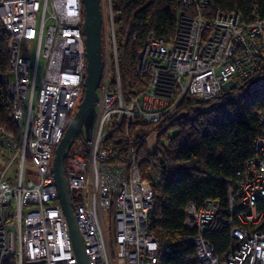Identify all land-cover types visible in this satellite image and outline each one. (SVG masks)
I'll list each match as a JSON object with an SVG mask.
<instances>
[{"label": "built area", "instance_id": "built-area-1", "mask_svg": "<svg viewBox=\"0 0 264 264\" xmlns=\"http://www.w3.org/2000/svg\"><path fill=\"white\" fill-rule=\"evenodd\" d=\"M209 1L180 0L172 32L166 38L146 35L136 55V73L146 87L125 95L112 0H100L104 65L96 115L90 138L82 137V155L69 152L64 164L88 264L159 262V242L149 229L152 186L140 175L130 126L139 121L154 130L185 95L215 97L233 76H248L264 60L260 13L244 22L239 12L208 10ZM83 20L81 0H0V24L9 34L0 79L16 125L14 132L0 125V264H77L52 158L83 91ZM258 113L257 155L242 166L226 204L211 197L199 207L187 204V225L196 232L185 241L194 244L199 264H264V108ZM117 128L131 146L125 160L113 162L106 139ZM222 229L229 242L221 255L204 233Z\"/></svg>", "mask_w": 264, "mask_h": 264}, {"label": "trees", "instance_id": "trees-1", "mask_svg": "<svg viewBox=\"0 0 264 264\" xmlns=\"http://www.w3.org/2000/svg\"><path fill=\"white\" fill-rule=\"evenodd\" d=\"M209 2L208 10L236 11L244 22L254 12L264 18V0ZM112 6L120 84L125 95H135L146 87V79L136 73V55L144 38L148 33L166 38L175 27L182 3L180 0H112ZM8 37L0 24V73L7 69ZM231 80L233 86L203 101L185 95L154 130L153 126L139 121L130 126L132 141L141 158L140 175L152 186L154 210L149 229L159 242L158 264H199L194 244L185 241L186 236L196 232L187 225V204L199 207L204 199L211 197L225 205L227 192L240 177L242 166L257 155L253 146L262 130L258 112L264 108V60L248 76L235 75ZM11 107L7 84L0 79V125L14 132ZM170 129L174 132L168 136ZM121 132L117 128L106 139L112 150L109 161H123L128 156L131 144L123 139ZM151 135L156 136L158 145L156 153L150 156L146 139ZM163 136L166 143L161 140ZM227 181L232 183L229 185ZM204 235L218 254L227 251V229L211 230Z\"/></svg>", "mask_w": 264, "mask_h": 264}, {"label": "water", "instance_id": "water-1", "mask_svg": "<svg viewBox=\"0 0 264 264\" xmlns=\"http://www.w3.org/2000/svg\"><path fill=\"white\" fill-rule=\"evenodd\" d=\"M83 8V30L86 53V71L82 82L81 100L76 104V111L70 117L69 123L63 135L54 149L52 158L53 179L58 192L62 212L68 226L71 246L77 264H88V257L85 254V246L81 234H79L74 212H72L71 201H69V189L65 178L64 160L68 156L73 142L76 138H82V129L85 139L90 138V129L93 126L96 115V103L98 101V84L101 79L103 68L102 50V18L100 0H81ZM228 85V84H227ZM226 85V87H227ZM147 152L151 156L156 153L158 140L150 137L146 140Z\"/></svg>", "mask_w": 264, "mask_h": 264}, {"label": "rangeland", "instance_id": "rangeland-1", "mask_svg": "<svg viewBox=\"0 0 264 264\" xmlns=\"http://www.w3.org/2000/svg\"><path fill=\"white\" fill-rule=\"evenodd\" d=\"M231 86H233V82L232 83H229L226 88H229ZM173 132H174L173 129L172 130L170 129L167 135L170 136V135L173 134ZM82 133L84 135V132L83 131H82ZM161 140H162L163 143H166L167 142L165 136H163ZM84 147H85V144L83 143L82 139L81 138H76L74 140V142H73L72 148L70 149V154H72V153H78V154H81L82 155V153H83L82 151H83V148ZM3 165H4V162L1 163V161H0V167L1 168L3 167ZM8 169H9L8 170V174L14 173L15 170H16L15 169V163L13 165H11ZM105 222H106V225L108 227L110 223L108 221V213L107 212H105Z\"/></svg>", "mask_w": 264, "mask_h": 264}, {"label": "clouds", "instance_id": "clouds-1", "mask_svg": "<svg viewBox=\"0 0 264 264\" xmlns=\"http://www.w3.org/2000/svg\"><path fill=\"white\" fill-rule=\"evenodd\" d=\"M232 83V82H231ZM76 111V110H75ZM70 120V119H69ZM82 137H83V133H82ZM154 137H156V136H154ZM83 138H85V137H83ZM82 139V138H81ZM147 142V141H146ZM70 152V151H69Z\"/></svg>", "mask_w": 264, "mask_h": 264}, {"label": "flooded vegetation", "instance_id": "flooded-vegetation-1", "mask_svg": "<svg viewBox=\"0 0 264 264\" xmlns=\"http://www.w3.org/2000/svg\"><path fill=\"white\" fill-rule=\"evenodd\" d=\"M156 138V137H155Z\"/></svg>", "mask_w": 264, "mask_h": 264}]
</instances>
